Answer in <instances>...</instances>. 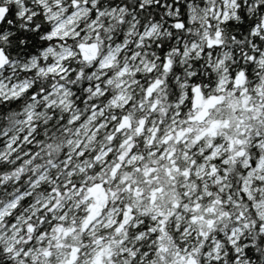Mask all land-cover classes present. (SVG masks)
Wrapping results in <instances>:
<instances>
[{"label":"snow or ice","instance_id":"snow-or-ice-1","mask_svg":"<svg viewBox=\"0 0 264 264\" xmlns=\"http://www.w3.org/2000/svg\"><path fill=\"white\" fill-rule=\"evenodd\" d=\"M55 2L59 6L61 0ZM71 3L73 7L68 10L70 22L81 0H71ZM83 3L92 16L100 14L99 9H91L90 0H83ZM137 6L141 11L147 10L148 14L155 15L156 19H159V13L153 12V8L165 11L171 6L178 13L184 12V6H178L175 0H159L155 5H144L137 0ZM8 11V8L0 6V20L5 19ZM216 15L217 18L226 17L227 13L221 11ZM227 26L234 27L231 21ZM186 27V15L173 20L175 31L183 32ZM259 27L255 21L248 25L257 40L261 39L256 35ZM43 31H49V26H44ZM216 35L220 33L217 31ZM218 43L209 37L208 49L214 50ZM191 46L195 49V41L191 42ZM169 47L164 45L161 52ZM183 50V47L176 49L177 52ZM257 55L259 53L249 59L255 61ZM5 58L0 50V59ZM162 59L164 69L168 70L172 60L168 57ZM261 62L264 63V60ZM251 67L249 65V69ZM209 72H212L210 62ZM251 75V71L245 73L242 69L233 72L231 82L225 88L223 79L197 73L191 77L186 97L181 96L176 85L169 81L173 89L169 99L180 97V102L178 110L171 113L168 125L165 124L168 110L162 109L164 115L159 122L142 117L135 125V137L125 134L118 139L126 128L134 126L129 115H121L114 132L107 139L124 150L113 155V149L107 148L103 153H93L91 157L96 161L101 156L106 162L114 161L101 180H96L101 175L99 166L82 163L79 171L87 175L66 180L62 187L53 186L42 166L37 164L41 171L31 179V185L46 198L33 199L32 192L20 190L14 198L0 204V224L4 225L0 229V262L203 264V258L208 257L211 264H224L221 259L222 243L228 249V259L235 264H240L242 250L248 264H251L252 256L259 259L255 246L242 235L247 229L254 228L259 233L256 245L264 246V77L253 81L255 92H249ZM161 84L163 81L157 78L147 85L146 98H151L154 88ZM99 89L97 84L96 90ZM111 102L117 103L116 99ZM130 103L127 101L125 107ZM161 103L159 97L154 99L151 110L155 112ZM224 107L229 109L230 116H213L217 109ZM28 118L31 119V114ZM72 119L75 121L79 117ZM112 119L117 121L115 115ZM190 121H199L207 126L193 135V129L187 126ZM101 126L98 124L97 127ZM145 132L150 135H145ZM23 139L27 141L29 136L24 135ZM79 143L77 154L84 161L88 153L79 148ZM138 143L143 151L137 150ZM0 147L12 148L14 144L9 140L7 144L0 143ZM6 155L0 152V157ZM64 160V166L68 168L71 157L65 156ZM48 163L56 167L54 161L49 160ZM18 165L13 171L22 175L23 164L18 161ZM4 167L0 164V170ZM161 169L167 183L161 181ZM68 175L75 177V170H70ZM233 189L238 191V197H234ZM169 192L179 199L173 200L165 212L158 208V202ZM21 204L34 207L32 215L23 217V223H20L21 217L17 212ZM145 204L157 207L149 208ZM179 214H185L191 224L205 222L208 231L204 227L193 231L190 225L176 223ZM225 217L232 222L231 228L227 232H218L217 219ZM170 228H175L176 232L173 233ZM213 232L217 235L209 247L207 242L213 239ZM179 233L192 239L193 243L188 244L187 240L177 243L175 237ZM130 238L137 244H131ZM5 256L8 259L5 260Z\"/></svg>","mask_w":264,"mask_h":264},{"label":"clouds","instance_id":"clouds-1","mask_svg":"<svg viewBox=\"0 0 264 264\" xmlns=\"http://www.w3.org/2000/svg\"><path fill=\"white\" fill-rule=\"evenodd\" d=\"M158 2L140 0L144 5ZM175 2L184 6L183 14L171 6L165 11L153 8V12L159 13V19H156L147 10L141 11L137 0H90L91 9H99L100 12L95 17L81 0L70 22L68 10L73 7L71 0H61L59 6L55 0H0V6L9 9L5 19L0 20V50L6 57L0 59V143L7 144L11 140L14 144L12 148L0 147V152L7 154L0 157V164L5 165L0 170V204L14 198L20 190L32 192L33 199L46 198L31 185V179L41 171L37 164L42 166L53 186L62 187L66 180L87 175L79 171L82 163L99 166L101 175L96 180L103 179L114 161L106 162L103 156L96 161L91 157L107 148L113 149V155L124 150L107 139L114 132L118 118L127 114L134 125L120 133L118 139L125 134L135 137V125L142 117L159 122L164 115L162 109L169 113L165 119L167 126L171 113L178 110L180 102V97L169 99L173 93L171 84H175L181 96L186 97L192 75H214L223 79V87L227 88L232 73L242 69L245 73L251 71L248 87L249 92H255L253 81L264 77V63L261 62L264 60V7H261L264 0ZM221 11L227 13L226 17L217 18L216 12ZM181 15L187 16V27L183 32L173 28V20ZM228 21L234 27L229 28ZM253 21L260 26L256 33L260 40L248 28ZM44 26H49V31H43ZM209 37L219 42L214 50L208 49ZM192 41L196 43L195 49L191 46ZM166 44L170 47L161 52ZM177 47L184 50L177 52ZM257 53L255 61L249 59ZM162 57L172 60L168 70L163 67ZM209 62L212 72H209ZM249 65H252L251 69ZM157 78L163 84L154 88L151 98H146L147 85ZM97 84L100 85L99 91L96 90ZM106 93L109 95L105 96ZM157 97L162 103L153 112L150 106ZM113 99H116V104L111 102ZM127 101L131 103L125 107ZM114 115L117 121L112 119ZM216 115L228 117L231 113L224 107L213 113ZM76 116L79 119L73 121ZM98 124L103 126L98 128ZM187 126L195 135L207 125L190 121ZM24 135L29 136L27 141L23 139ZM145 135L150 133L145 132ZM78 142L79 148L88 153L84 161L77 154ZM137 150L143 151L139 143ZM65 156L71 157L68 168L64 166ZM49 160L54 161L56 167H52ZM18 161L23 164L22 175L13 171L19 166ZM70 170H75V177L68 175ZM160 172L161 181L167 183L163 170ZM233 195L238 197V191L233 189ZM176 199L179 197L169 192L159 200L158 208L167 212L170 203ZM17 212L21 217L20 223H23V217L32 215L34 207L21 204ZM32 222L36 221L33 219ZM176 223L190 225L193 231H199L201 227L208 231L205 222L191 224L185 214H179ZM231 224L227 217L218 218L217 231L227 232ZM3 227L0 224V229ZM170 231L175 233L176 229L170 228ZM216 235V232L212 233L213 239L207 242V246L213 245ZM242 235L246 241L250 240L259 254V259L251 257V264H264V246L256 245L259 233L249 228ZM175 239L177 243L184 240L188 244L193 243L183 233L176 234ZM130 243L137 244L131 238ZM220 248L224 264H235L227 257L226 245L222 243ZM203 264H211V260L204 257ZM240 264H248L243 250Z\"/></svg>","mask_w":264,"mask_h":264}]
</instances>
